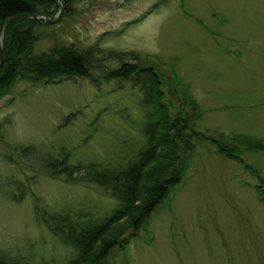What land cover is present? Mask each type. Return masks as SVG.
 Here are the masks:
<instances>
[{
	"label": "rangeland",
	"instance_id": "obj_1",
	"mask_svg": "<svg viewBox=\"0 0 264 264\" xmlns=\"http://www.w3.org/2000/svg\"><path fill=\"white\" fill-rule=\"evenodd\" d=\"M53 1L36 15L57 17L61 7L62 15L52 24L39 22L32 53L61 46L99 53L88 76L38 84L17 78L0 95V256L20 264H67L76 257L48 226L50 215L92 224L119 206L97 184L45 175L44 157L67 155L68 164L112 171L148 146L146 116L157 110L148 80L142 74L105 78L120 66L109 53H135L139 60L126 61L151 66L172 118L189 114L179 99L189 91L202 115L195 131L229 145L241 134L264 141V0ZM194 142L182 181L144 228L120 231L100 264H264V181L247 165L264 180V149L244 152L238 163L209 141ZM27 149L28 159L21 156ZM165 151L160 146L146 177ZM184 154L179 147L177 167ZM18 180L27 184L20 200L12 198Z\"/></svg>",
	"mask_w": 264,
	"mask_h": 264
},
{
	"label": "trees",
	"instance_id": "obj_2",
	"mask_svg": "<svg viewBox=\"0 0 264 264\" xmlns=\"http://www.w3.org/2000/svg\"><path fill=\"white\" fill-rule=\"evenodd\" d=\"M70 1L72 0H64L66 5ZM52 5H55L53 0H0V25L5 18L11 15L41 14L39 7H43L42 11L45 12ZM47 16L52 17L50 14ZM15 24L18 25L16 28ZM38 26L40 23L34 18L22 17L10 21L3 27L0 39L2 49L0 95L8 90L17 78L24 79L31 84L60 82L75 76H88L90 68L94 67L92 61L99 53L95 47L81 51L73 47L61 46L33 54V43L37 39L34 29ZM127 56H130L131 60H139L135 53L127 54L119 51L109 53L107 58L117 61L120 66L109 69L105 78L125 80L137 74H142L147 78V96L153 108L157 109L148 112L146 116L148 123L144 132L148 139L147 148L138 154V159L133 163L123 169L112 171L107 168H98L95 165L68 164L67 155L59 159L46 156L42 160L40 170L45 175L51 178L63 175L66 176V180L97 184L104 187L119 201V206L113 210L111 215L97 223L90 224L88 221L80 225H77L80 222L67 224L61 215H50L52 224L48 223V226L52 232L72 246L77 253L76 257L67 264H100L114 250V242L120 231L132 228L131 235H133L146 226L152 212L168 197L172 188L183 177L186 168L185 159L179 167L175 162L179 147L185 150V158L187 153L194 150V141L206 140L215 146L218 153L225 154L229 159L238 163H244L241 155L247 150L264 149L263 140L252 139L246 134L237 135L239 142L229 145L221 139L195 131L193 125L201 115V111L190 96L179 97L182 103L189 106V114L172 118L167 108L168 105L164 104L161 99L159 75L155 77V73L147 68L149 64L137 66L129 63L126 61ZM168 87L171 90L170 84ZM160 146L166 148V158L163 157L164 161L146 177L148 165L158 156ZM30 150H23L21 156L28 159L27 154H31ZM248 167L261 181H264L254 167L251 165ZM18 187V193H15L12 198L20 200L26 192L27 184L18 180ZM123 219L125 221L121 223ZM54 222L57 224L56 227H54ZM59 224H63L65 228L62 229ZM128 238L117 243L119 248ZM0 264L20 263L6 256H0Z\"/></svg>",
	"mask_w": 264,
	"mask_h": 264
},
{
	"label": "water",
	"instance_id": "obj_3",
	"mask_svg": "<svg viewBox=\"0 0 264 264\" xmlns=\"http://www.w3.org/2000/svg\"><path fill=\"white\" fill-rule=\"evenodd\" d=\"M61 15H62V7H61L60 12H59V15L57 17L39 16V15H36V14H23V13H21V14H14V15H11V16L5 18L2 21V23L0 25V33L2 31V28L7 23H9L12 20L18 19V18H22V17H32V18L36 19L38 22L45 23V24H52V23L57 22L60 19ZM1 64H2V49H1V45H0V66H1Z\"/></svg>",
	"mask_w": 264,
	"mask_h": 264
}]
</instances>
